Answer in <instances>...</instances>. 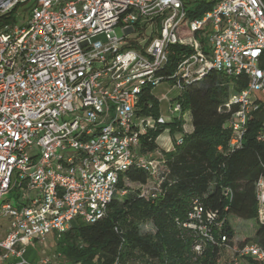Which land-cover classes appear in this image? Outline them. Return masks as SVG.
I'll list each match as a JSON object with an SVG mask.
<instances>
[{
  "label": "built area",
  "instance_id": "2783aa9c",
  "mask_svg": "<svg viewBox=\"0 0 264 264\" xmlns=\"http://www.w3.org/2000/svg\"><path fill=\"white\" fill-rule=\"evenodd\" d=\"M202 1L212 2L211 9L185 24L205 38L208 54L182 52L173 72L161 76L172 47H197L194 38L178 39L177 27L186 20L185 3ZM209 71L247 80L224 105L228 147L237 148L251 115L264 105V0H0V216L9 219L2 259L31 264L23 258L27 245L65 233L73 221L104 218L111 201L126 194L120 183L128 169L161 182L163 156L141 151L142 137L186 120L177 97ZM162 83L175 96L157 99L153 90ZM148 91L166 103L168 120L139 113ZM257 139L264 141V123ZM13 190L18 195L3 201ZM156 191L145 195L154 198ZM256 197L260 210L262 180ZM176 224L193 238L189 264H203L205 251L214 248L220 256L229 249L231 264H264L258 244L227 245L222 221L199 198ZM41 264L72 263L54 253Z\"/></svg>",
  "mask_w": 264,
  "mask_h": 264
},
{
  "label": "trees",
  "instance_id": "16d2710c",
  "mask_svg": "<svg viewBox=\"0 0 264 264\" xmlns=\"http://www.w3.org/2000/svg\"><path fill=\"white\" fill-rule=\"evenodd\" d=\"M185 5L187 17L177 27V37L186 43L194 38L197 47H172L161 76L173 72L182 52L208 54L205 38L198 33L191 34L185 22L210 10L212 2ZM246 85L243 76L232 79L209 71L198 82L185 86L177 101L183 112L188 111L191 132L184 134L182 143L174 144L169 152L157 145L156 138L166 129L171 134L176 130L183 132V120L160 125L141 140V151L159 152L163 156L161 182L158 176L143 170L128 169L120 183L126 194L111 201L104 218L90 225L73 221L65 233L50 235L62 261L189 264L193 257V238L177 226L176 220L185 219L194 198H199L203 206L216 213L222 221L226 243L233 250H240L249 243L264 249V221L258 219L256 197L257 183L264 182V141L257 139L264 123V105L251 115L239 147H228L230 131L225 125L229 113L224 105L229 94L240 92ZM138 108L144 115L156 118L160 114L159 102L149 91L142 94ZM151 189L157 190L154 198L145 195ZM234 219L255 221L257 229L252 238L237 237L232 226ZM219 256L218 249H207L202 262L215 264Z\"/></svg>",
  "mask_w": 264,
  "mask_h": 264
},
{
  "label": "rangeland",
  "instance_id": "374dc122",
  "mask_svg": "<svg viewBox=\"0 0 264 264\" xmlns=\"http://www.w3.org/2000/svg\"><path fill=\"white\" fill-rule=\"evenodd\" d=\"M115 34L118 37H122L123 33L122 30L117 27L115 28ZM133 36L130 35L129 38L131 39ZM153 94L157 97V99L161 100L163 97L166 98H171L175 96L176 90L173 88H170V85L167 83H162L159 87L155 88L153 90ZM259 95V94H258ZM159 110L161 116L164 117L165 120H168L169 115L167 114L166 111V103L162 102L159 104ZM184 116L186 117V120H183V127L188 131H190L191 124H190V119L188 117V111L184 112ZM183 137L182 132L179 131H174L172 134H168L166 131H164L161 135H159L156 138V143L157 145L165 152H169L174 148L173 140L179 141ZM162 156V154H156V157ZM146 159L147 156H144ZM23 191V190H21ZM21 193V192H19ZM18 195L17 190H13L7 197L4 198L3 201H12L16 196ZM260 211V212H259ZM258 219L260 221H264V207L258 209ZM232 226L234 229V233L238 234V238L240 239L241 237L245 238H252L254 235L256 229H257V224L255 221H239V220H232ZM9 227V219L3 218L0 216V236H3L7 229ZM56 253L55 252V242L51 240V236L47 239V241L43 244H39L36 242L35 248L32 249V255L34 257V261L36 264H39L43 259L50 257L52 254ZM61 262L62 261V256H61ZM65 263V262H63ZM215 264H231V252L229 249H223L221 251V256L219 259V263L216 262ZM239 264H255L249 259H240Z\"/></svg>",
  "mask_w": 264,
  "mask_h": 264
},
{
  "label": "crops",
  "instance_id": "0c3cea01",
  "mask_svg": "<svg viewBox=\"0 0 264 264\" xmlns=\"http://www.w3.org/2000/svg\"><path fill=\"white\" fill-rule=\"evenodd\" d=\"M191 130H192V128H190V131L188 130V132H191ZM5 234L3 236H0V240H2L4 238ZM35 244H36V242H33V243L27 245L25 247V252L23 254V258L31 264H36L34 261L35 259L32 255V249L35 248ZM11 261H15V258H10L8 261L3 260L2 259V251L0 250V264H9V262H11ZM39 264H41V262Z\"/></svg>",
  "mask_w": 264,
  "mask_h": 264
}]
</instances>
